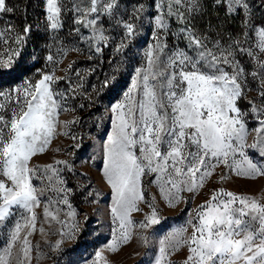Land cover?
Returning a JSON list of instances; mask_svg holds the SVG:
<instances>
[{
	"label": "snow or ice",
	"instance_id": "snow-or-ice-1",
	"mask_svg": "<svg viewBox=\"0 0 264 264\" xmlns=\"http://www.w3.org/2000/svg\"><path fill=\"white\" fill-rule=\"evenodd\" d=\"M258 6L264 11V0ZM155 7L153 43L144 52L146 63L135 69L123 100L110 109L114 119L102 175L114 193L111 215L115 227L105 246L111 252L127 244L137 227L147 230L161 223L157 196L146 192L145 177L168 207L194 199L213 182L217 168H221L219 182L228 178L223 169L250 179L264 177V16L257 15L252 0H212V7L222 10L224 19L217 12L220 23L214 27L209 22L202 32L195 21L205 14L204 0H155ZM119 8L118 0H44V30L53 42L45 45L48 70L37 69L15 88L0 90V226L7 227L13 217H20L8 232L0 264H9L17 244L19 264H31L29 238L37 230L35 209L41 206L45 191L55 193L56 198L44 202L43 219L60 226L61 239L52 247L59 249L79 229L69 200L73 190L60 175L64 170L73 172L74 166L66 160L44 165L32 160L47 150L61 125L77 122L59 118L76 111L73 101L80 97L93 101V94L111 83L106 78L99 88L93 85L90 93L80 70L73 67L75 61L60 69L63 75L57 76L56 70L69 52L83 54L81 44L93 59L113 42L106 34L104 17L123 30L115 51L127 48L138 34L136 21L145 6L134 7L127 18L118 15ZM13 11L6 0H0V14ZM173 17L183 25L177 32L170 29ZM233 19L240 21L239 32L224 33V23ZM66 24L67 36L73 38L69 44L60 35ZM30 32L31 25H26L14 33L11 23L0 30V44L8 45L0 52V72L23 78L30 70L21 66L20 51L11 47L26 44ZM169 35L186 41L185 47H170ZM53 44L58 45L55 53ZM244 58L251 62V70ZM253 90L257 98L248 99L247 93ZM249 118L256 121V127H248ZM252 132L255 137L249 144ZM248 148L256 150L258 159L249 156ZM33 179L47 183L38 188ZM262 200L264 196L257 199L223 187L212 189L209 198L189 212L185 226L159 239L155 264H174L169 257L181 248L187 249L182 264H264ZM133 213L143 218L134 220ZM39 232L45 229L40 227ZM140 240L148 245L149 236L141 235ZM103 252H96L94 264H108Z\"/></svg>",
	"mask_w": 264,
	"mask_h": 264
},
{
	"label": "rangeland",
	"instance_id": "rangeland-1",
	"mask_svg": "<svg viewBox=\"0 0 264 264\" xmlns=\"http://www.w3.org/2000/svg\"><path fill=\"white\" fill-rule=\"evenodd\" d=\"M9 7L14 11L12 13L0 14V30L6 29L11 23L14 33L22 32L26 25H31V32L28 34L27 42L23 46L19 44H11L13 50L20 51L19 60L21 66H26L30 70L23 78L18 73L7 74L0 72V90L15 88L23 83V79L33 77L37 69L45 67L44 57L48 54L46 44H52L49 39L50 33L45 32L44 25V0H6ZM120 5L118 15L124 18L133 14V8L139 4L145 6V10L139 13V19L136 23L138 26V34L128 42V47L120 52L115 51V45L119 43L123 34L122 28L115 25L114 21H109L104 17V26L107 29V35L113 42L109 43L102 51L93 59H89L87 46L81 44L84 49L83 54L69 52L63 63L57 68L56 75H63L60 69L67 68L69 63L75 61L74 69H79L81 76L84 77L85 87L88 92H92V86L99 88L106 78L111 83L104 87L99 94H93V101L84 99L83 97L73 101L76 111L65 112L60 115L61 121L77 120L76 123L70 124L68 127L58 129L57 135L48 146L43 154L33 157L32 163L44 165L54 163L56 160H66L74 166L73 172L64 170L60 173L61 177L67 182V187L73 191L69 194V200L75 209L77 215L75 220L79 224V229L72 238H65L59 249H55L52 245L55 241L61 239L59 235L60 226L54 222L49 225L43 219V204L48 197L56 198L55 193L45 191L41 197V206L35 209L37 214V230L29 238L32 245L31 264H94L96 252L104 249L103 255L107 258L108 264H155L159 255V239L186 225L189 218V212H192L198 205L202 204L209 198L210 191L214 188L223 187L227 191L238 194H245L261 199L264 196V177H256L255 179L236 176L223 169V173L228 177L223 182L218 181L221 168H217V175L214 176L213 182H210L204 189L200 191L194 199H189L187 203H181L176 207H168L159 199L158 190L154 185H149V177H145L146 192L157 196L158 208L161 215V223L153 225L147 230L134 229L133 238L122 245L118 251L111 252L106 249V245L112 239L111 208L113 206V190L103 178L102 171L105 163V145L107 138L112 132V121L114 114L111 112V106L123 100V94L131 86V80L135 74V69L146 63L144 52L153 43V31L155 30L154 16L157 14L155 0H118ZM255 11L258 16H264V11L258 6L260 0H252ZM205 14L196 18V26L200 31H207L209 22L214 27L220 23L217 19V12L221 20L224 19L223 11L216 10L212 7V0H204ZM187 15V13H185ZM172 32H177L183 25L180 24L175 17L169 21ZM240 29L239 19L227 20L223 25L224 33L237 34ZM68 24L60 33L66 44L73 41L72 37L67 36ZM13 33V34H14ZM7 35V32L5 33ZM85 34L87 31L85 30ZM209 35L215 37V33L209 32ZM170 47L178 44L184 48L186 41L183 39L177 41L172 35L167 40ZM58 45L53 44L51 51L55 53ZM8 45L0 44V52H3ZM246 67L251 70L252 64L247 58H244ZM250 86L255 89L256 83L249 77ZM60 87H64V82L60 83ZM248 99H256L257 92L255 90L247 93ZM247 99L241 101V106L247 105ZM83 103L84 108L78 105ZM248 127H256V121L249 118ZM67 132V135H63ZM75 136L76 139H72ZM255 137L252 132L248 136V143L251 144ZM59 149V151H57ZM249 156L254 160L258 159V153L255 149H246ZM63 168V165L59 166ZM33 183L38 188H43L47 180L33 179ZM92 195L89 196L88 193ZM185 196L190 194L184 193ZM264 202V200H262ZM145 211L148 209L141 204ZM23 211V210H21ZM67 212V209H64ZM64 212L61 213L63 218ZM27 215V213H25ZM134 220H141V213L132 214ZM20 217H13L7 222V227L0 226V254L3 253L8 243V232ZM43 227L45 232L41 234L39 228ZM191 229H189V233ZM141 235L149 236V243L145 245L141 240ZM187 254L186 248H181L173 253L169 259L174 264H182ZM20 246L17 244L11 252L9 264H19ZM25 264H28L25 261ZM102 264V262H101Z\"/></svg>",
	"mask_w": 264,
	"mask_h": 264
}]
</instances>
